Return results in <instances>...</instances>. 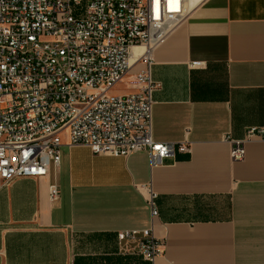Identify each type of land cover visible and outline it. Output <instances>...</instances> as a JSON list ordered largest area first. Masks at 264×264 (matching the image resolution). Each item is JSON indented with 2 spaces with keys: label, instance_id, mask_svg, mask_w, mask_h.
I'll return each instance as SVG.
<instances>
[{
  "label": "crops",
  "instance_id": "0c3cea01",
  "mask_svg": "<svg viewBox=\"0 0 264 264\" xmlns=\"http://www.w3.org/2000/svg\"><path fill=\"white\" fill-rule=\"evenodd\" d=\"M150 57L151 138L190 152L152 166L144 151L68 146L63 131L46 176L0 188V264H146L116 233L148 229L162 242L153 264H264V140L229 157L231 140L264 128V0H202Z\"/></svg>",
  "mask_w": 264,
  "mask_h": 264
},
{
  "label": "built area",
  "instance_id": "2783aa9c",
  "mask_svg": "<svg viewBox=\"0 0 264 264\" xmlns=\"http://www.w3.org/2000/svg\"><path fill=\"white\" fill-rule=\"evenodd\" d=\"M188 4L0 0V188L15 178L46 176L59 162L63 131L68 146L114 157L144 151L152 166L175 152L189 153L187 141L152 140L157 84L150 76V51L186 18ZM134 45L147 53L137 60L141 66L127 83L129 91L112 93L129 70ZM252 138L264 140V128H249L242 140H231V161L243 159L244 142ZM141 190L151 216H157V195L149 186ZM48 196L57 199L55 183ZM116 238L122 252L137 254L146 264L161 254L162 242L150 229L118 231Z\"/></svg>",
  "mask_w": 264,
  "mask_h": 264
},
{
  "label": "bare ground",
  "instance_id": "6f19581e",
  "mask_svg": "<svg viewBox=\"0 0 264 264\" xmlns=\"http://www.w3.org/2000/svg\"><path fill=\"white\" fill-rule=\"evenodd\" d=\"M199 0H189L188 10L192 9ZM147 53V49L144 48L142 45H134L131 48L130 55H129V69L130 67L135 64L139 57Z\"/></svg>",
  "mask_w": 264,
  "mask_h": 264
},
{
  "label": "rangeland",
  "instance_id": "374dc122",
  "mask_svg": "<svg viewBox=\"0 0 264 264\" xmlns=\"http://www.w3.org/2000/svg\"><path fill=\"white\" fill-rule=\"evenodd\" d=\"M141 66V62H137L135 66L125 74V76L122 78L121 83L115 85L112 89V93H125L129 90V86L127 85L128 81L131 79L133 74L136 72V70Z\"/></svg>",
  "mask_w": 264,
  "mask_h": 264
}]
</instances>
